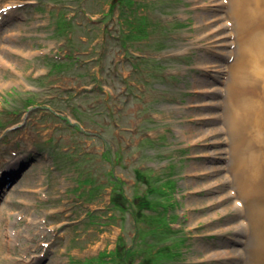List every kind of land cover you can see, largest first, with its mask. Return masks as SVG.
<instances>
[{
	"label": "rangeland",
	"instance_id": "1",
	"mask_svg": "<svg viewBox=\"0 0 264 264\" xmlns=\"http://www.w3.org/2000/svg\"><path fill=\"white\" fill-rule=\"evenodd\" d=\"M221 15L216 0H0V264H97L119 237L138 249L137 227L155 244L153 212L136 224L111 203L147 193L137 170L174 180L177 246L159 244L173 264L258 262L229 196L232 139L211 118L234 61L207 25Z\"/></svg>",
	"mask_w": 264,
	"mask_h": 264
},
{
	"label": "bare ground",
	"instance_id": "2",
	"mask_svg": "<svg viewBox=\"0 0 264 264\" xmlns=\"http://www.w3.org/2000/svg\"><path fill=\"white\" fill-rule=\"evenodd\" d=\"M228 1L226 8V0H216L223 5L228 19L221 15L223 18L207 24L215 36L224 37L220 41L221 47L225 49L220 53L225 57L224 62L226 56H234L229 74L227 70L228 78L222 79L226 87L225 112L222 116L211 118L224 119V127L231 136L234 167L232 179L226 178L235 185L229 196L235 201L233 208L241 217H246L241 221L242 224L250 228L255 236L256 264H264V0ZM14 4L10 3L7 7ZM10 12L5 16L12 18V8ZM217 15H214L215 18ZM234 44L236 49L232 51L230 48ZM0 64H5L2 54ZM207 64L212 65L211 62L203 61L206 68ZM203 84L210 91L218 87L210 81ZM206 107L209 108L208 105ZM237 230L244 232L243 225L238 224ZM248 264H254L252 259Z\"/></svg>",
	"mask_w": 264,
	"mask_h": 264
},
{
	"label": "trees",
	"instance_id": "3",
	"mask_svg": "<svg viewBox=\"0 0 264 264\" xmlns=\"http://www.w3.org/2000/svg\"><path fill=\"white\" fill-rule=\"evenodd\" d=\"M121 1V0H119ZM126 0H122L124 3ZM138 181L148 180V189L147 193L143 196L135 197L134 201H130L125 195H123V190L116 189L112 195V204L116 203L114 206H121L124 210L128 209L131 211L132 216L136 224L138 221H142L141 216L143 215L141 212L149 211L153 212L154 214H149L148 217L151 219L148 221L146 220L147 226L149 225V236L152 238H156L157 242L155 244L148 245L149 247H145L142 244L141 236L144 235L143 231L141 232V228H136V238L140 243V247L138 249H128L126 246V242L119 237V241L116 244L115 253L110 254H101L100 257L96 258L97 264H135L134 260L137 257V260H140L139 264H173L174 256L179 255V251H173V258L168 252L169 247H162L159 244L167 240L172 236L173 237V248L177 246L176 244V237L173 230L167 232L165 230H169L170 221H169V212L172 210L173 206L176 207L171 201L172 194L175 190V183L170 177H167L164 180L156 179L151 175L147 176L146 173H140L139 170L136 171ZM114 179V177H113ZM115 180V179H114ZM118 181V180H116ZM90 182L93 183V180L90 179ZM157 183L159 186H157ZM157 187L158 189H155ZM156 195V196H155ZM117 196H124L121 200L123 201L122 204L117 199ZM150 196L154 198L151 199ZM165 200L166 203L163 202ZM139 208L140 213L136 214V210ZM119 209V208H118ZM145 214V213H144ZM147 216V214H145ZM141 219V220H140ZM139 232V233H138ZM138 233V236H137ZM177 233V232H176ZM180 238V237H179ZM118 250V251H117ZM124 252V255L121 253ZM108 259V260H107ZM91 264H95L93 261Z\"/></svg>",
	"mask_w": 264,
	"mask_h": 264
}]
</instances>
